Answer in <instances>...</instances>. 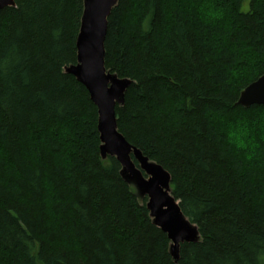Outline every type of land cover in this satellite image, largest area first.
<instances>
[{
	"label": "trees",
	"instance_id": "1",
	"mask_svg": "<svg viewBox=\"0 0 264 264\" xmlns=\"http://www.w3.org/2000/svg\"><path fill=\"white\" fill-rule=\"evenodd\" d=\"M83 8H0V264H264V138L247 129L264 105L237 104L264 74V0H119L108 19L105 66L131 80L118 129L199 231L177 261L65 71Z\"/></svg>",
	"mask_w": 264,
	"mask_h": 264
},
{
	"label": "water",
	"instance_id": "2",
	"mask_svg": "<svg viewBox=\"0 0 264 264\" xmlns=\"http://www.w3.org/2000/svg\"><path fill=\"white\" fill-rule=\"evenodd\" d=\"M118 2L83 0L84 11L76 42L77 62L66 67L65 71L87 88L98 108L102 158L115 157L122 166L123 177L142 197L148 198L150 216L154 224L168 235L170 252L177 261L182 243L200 239L198 228L185 216L173 196L169 172L129 143L118 129L116 106L125 103V94L131 84L130 79L119 77L105 66L108 19ZM13 5L15 0H0V8ZM237 104L243 108L264 105V74L241 91Z\"/></svg>",
	"mask_w": 264,
	"mask_h": 264
},
{
	"label": "rangeland",
	"instance_id": "3",
	"mask_svg": "<svg viewBox=\"0 0 264 264\" xmlns=\"http://www.w3.org/2000/svg\"><path fill=\"white\" fill-rule=\"evenodd\" d=\"M83 7H84V3H83ZM214 7H218V6L216 5ZM244 9L246 10V7ZM252 116L254 119L256 118L257 121L256 123H249L247 125V129H249L248 133L253 132V130H257L261 133L262 137L264 138V107L259 108Z\"/></svg>",
	"mask_w": 264,
	"mask_h": 264
}]
</instances>
